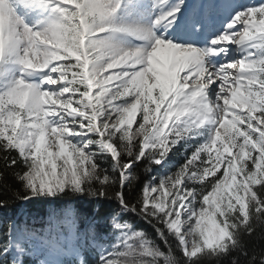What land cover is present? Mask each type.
Wrapping results in <instances>:
<instances>
[{"label":"snow or ice","instance_id":"1","mask_svg":"<svg viewBox=\"0 0 264 264\" xmlns=\"http://www.w3.org/2000/svg\"><path fill=\"white\" fill-rule=\"evenodd\" d=\"M257 244L264 0H0V264H264Z\"/></svg>","mask_w":264,"mask_h":264},{"label":"trees","instance_id":"2","mask_svg":"<svg viewBox=\"0 0 264 264\" xmlns=\"http://www.w3.org/2000/svg\"><path fill=\"white\" fill-rule=\"evenodd\" d=\"M141 174L143 175V173H141ZM78 206H79L78 203L76 201L72 200L71 198H68L64 201L58 202L56 205H53L54 208H56L58 210H62V211H66L68 209L71 210V209L76 208ZM140 227L147 229L150 236H154V233H152V230L147 225L141 223ZM261 246H264V245L257 244V250H259V247H261Z\"/></svg>","mask_w":264,"mask_h":264}]
</instances>
